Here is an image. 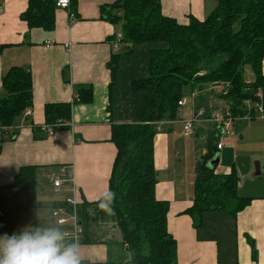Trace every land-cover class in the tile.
<instances>
[{
  "label": "crops",
  "instance_id": "obj_1",
  "mask_svg": "<svg viewBox=\"0 0 264 264\" xmlns=\"http://www.w3.org/2000/svg\"><path fill=\"white\" fill-rule=\"evenodd\" d=\"M113 1L71 0L70 10L76 18L70 19L68 11L57 8L55 29L47 32L31 30L21 20L28 0H0L4 5L0 14V83L12 67L28 69L33 82L32 115L18 117L2 143L0 212L5 215L0 218V234L12 231L15 226H34L37 218L54 223L53 209L64 206L67 199L94 203L109 189L117 155L116 146L110 142L111 125L134 123L143 110L142 95L130 90L131 81L139 78L138 72L132 73L128 80L129 92L120 89L118 72L123 60L117 72V85L109 90L111 75L107 65L112 56L135 53V48L118 42L121 28L100 17V8ZM161 5L165 16L185 24L191 15L204 20L215 8L216 1L161 0ZM78 85L93 88V102L73 106L69 129L53 136L37 135L36 139L33 125H45V105L73 102ZM208 86L214 93L206 106L210 107L207 109L210 113L225 103L217 98L214 86ZM191 93L187 92L184 99V119L203 108ZM258 94L264 104V88ZM4 96L1 91L0 99ZM177 124L181 123L161 126L155 139L156 197L170 204L168 229L177 242V264H264V119L237 118L229 136L208 121L200 122L191 134L175 129ZM211 124L214 130L201 129V125L209 128ZM212 135L223 143L217 153L219 163L214 166L215 172L226 175L235 168L240 177L238 195L253 200L236 217L223 211L208 212L202 225L196 228L184 212L193 204L196 163L205 155ZM257 164L261 176L253 177ZM25 166L36 168L35 209L28 207L23 190L12 186L18 171ZM63 168L68 169L66 175L62 174ZM72 178L75 184L70 182ZM54 179L64 181L59 191L54 189ZM15 218L20 221L13 224ZM93 225L94 229L109 225L110 230H116L109 215ZM87 239L79 249L84 264H107L110 257L117 260L122 253L126 255L124 264L133 260L130 254L114 245L121 242V235H114L116 242L111 244L103 238L102 244H97L90 235Z\"/></svg>",
  "mask_w": 264,
  "mask_h": 264
},
{
  "label": "trees",
  "instance_id": "obj_2",
  "mask_svg": "<svg viewBox=\"0 0 264 264\" xmlns=\"http://www.w3.org/2000/svg\"><path fill=\"white\" fill-rule=\"evenodd\" d=\"M215 1V8L204 20L191 15L185 24L165 16L161 0H114L100 8L101 19L121 28V44L133 49L142 44L153 46L148 51V76L130 83L131 92L143 97L140 118L134 123L111 125L110 142L117 149L109 181V189L115 193L113 212L106 214L98 209V201L80 203L77 212L85 231L79 245L89 241L87 228L109 215L121 235V242L114 245L130 254L134 264H177V242L168 229L170 204L156 197L155 123L175 121L187 90L200 85L223 86L216 96L229 107L234 119L247 115L256 118L254 105L264 88V0ZM56 2L28 0L20 18L31 30L54 31ZM121 58L120 54L113 55L107 65L110 91L117 85ZM247 65L255 76L252 83L244 80ZM0 86L5 93L0 99L2 131L33 108L31 72L12 67ZM74 97L71 103L46 104L45 125L55 132L69 129L73 106L92 103L93 88L78 85ZM248 100L253 103L250 111L245 105ZM33 132L36 139L44 134L41 127L34 125ZM7 135L2 131L0 154ZM218 144V138L210 136L205 155L196 163L195 196L192 206L184 212L196 228L208 212L223 211L236 217L253 200L238 195L240 177L235 168L221 175L207 166L217 155ZM12 186L23 190L29 208L37 207L35 167L20 168ZM125 256L122 253L117 260L110 257L107 264H124Z\"/></svg>",
  "mask_w": 264,
  "mask_h": 264
},
{
  "label": "clouds",
  "instance_id": "obj_3",
  "mask_svg": "<svg viewBox=\"0 0 264 264\" xmlns=\"http://www.w3.org/2000/svg\"><path fill=\"white\" fill-rule=\"evenodd\" d=\"M115 193L105 190L97 208L112 214ZM79 242L59 222L37 218L34 226H25L11 235L0 234V264H81Z\"/></svg>",
  "mask_w": 264,
  "mask_h": 264
},
{
  "label": "built area",
  "instance_id": "obj_4",
  "mask_svg": "<svg viewBox=\"0 0 264 264\" xmlns=\"http://www.w3.org/2000/svg\"><path fill=\"white\" fill-rule=\"evenodd\" d=\"M56 6L58 9L68 11L70 13V19L73 20L76 18V15L70 10L71 0H57ZM3 10H4V5L0 4V14L3 12ZM121 39L122 36H119L118 42H120ZM118 48L119 45H116V49ZM213 90L216 93H220L223 90V86L221 85L214 86ZM0 92H1V86H0ZM258 98H259V102L254 105L255 111L257 112V117L264 119V106L262 103L261 96L259 94H258ZM184 104H185L184 99L179 102L177 118L175 121H163V122L155 123L158 133L161 130V126H163L164 124H173L175 122H179L183 126V132L185 134H191L195 131L199 122L208 121L214 123L217 126V128L223 133V135H227V136L231 135L232 124L235 119L232 117L231 111L228 106L225 105L223 107H219L210 113H208V111L204 108H199L191 113L189 119H184L183 109H182ZM245 105L250 111L253 103L248 100L245 102ZM24 115L30 117L32 115V109H27ZM246 117H250V116L247 115ZM8 130L9 128L2 129V131H5V133L8 132ZM41 130L47 136H53L56 133L50 126L47 125H43L41 127ZM2 131H0V137L2 136ZM222 147H223V143L219 142L218 150H221ZM67 172H68L67 168L62 169V174L66 175ZM63 182L64 181L61 179L53 180L55 191H59V188L62 186ZM70 182L75 184L73 178L70 180ZM79 204L80 203H78V201L75 198H69L66 200V203H64V206L53 209L52 217L55 219L56 222H59L61 226L64 227V229L69 233V235L71 237H74L80 244V240L84 234V231L77 212ZM4 215L5 214L3 212H0V218L4 217Z\"/></svg>",
  "mask_w": 264,
  "mask_h": 264
},
{
  "label": "rangeland",
  "instance_id": "obj_5",
  "mask_svg": "<svg viewBox=\"0 0 264 264\" xmlns=\"http://www.w3.org/2000/svg\"><path fill=\"white\" fill-rule=\"evenodd\" d=\"M152 46L153 45H148V44L138 45L135 48V53L133 55H129V56H128V54L124 55L125 53H121L125 57L123 56L121 59V60H123V64L121 65V69L118 72V80H119V84H120V89L128 90L129 84L127 85V83H128V80H129L131 74L134 72H138L139 78H144V77L148 76V71H147L148 51ZM144 70L147 71L145 74L142 73ZM244 80L246 82H249V81L251 82L254 80V73L252 71V68L249 65L245 66V68H244ZM190 91H192L191 94H195V98L199 100V101H197L198 104H200L206 110L210 108V107H206V106L208 104V100H210L211 97L214 96L213 95L214 93L212 92L211 89H209L208 85H200V86H197L196 88H194L192 90H189V89L187 90V92H190ZM128 92H129V90H128ZM199 124H200V122L198 123V125ZM214 127H215L214 124H211L209 126V128H205V126L201 125V129H203V130L209 129V131L214 130ZM174 128L183 130L182 124H179V125L177 124L174 126ZM196 139H200V138L197 137ZM15 201H16V203L18 202L17 197H16ZM27 211H29V210L27 209ZM17 221H20V220L15 218L13 220V224L17 223ZM17 227L22 228L20 226H17ZM18 228H16V226H15V227H12V231L6 230L5 232L9 233L11 235L13 232H16L18 230ZM110 229L111 228L109 225H108V227H106V225L102 227V225H101L97 229H94V225H91L90 228L89 227L87 228V232L96 241L97 244H102L101 243L102 238L105 239L106 242H109L111 244L113 242H116V240H115L116 238L114 239V235H117L119 237L120 233H119L118 228H116V230H114V231H112ZM113 249L115 250V247ZM127 264H134V262H129Z\"/></svg>",
  "mask_w": 264,
  "mask_h": 264
},
{
  "label": "water",
  "instance_id": "obj_6",
  "mask_svg": "<svg viewBox=\"0 0 264 264\" xmlns=\"http://www.w3.org/2000/svg\"><path fill=\"white\" fill-rule=\"evenodd\" d=\"M218 163H219V154H217L215 156V158L208 163L207 166L212 169V168H214V166L218 165ZM259 176H261V172H260V167L257 164V165H255L253 177H259Z\"/></svg>",
  "mask_w": 264,
  "mask_h": 264
}]
</instances>
